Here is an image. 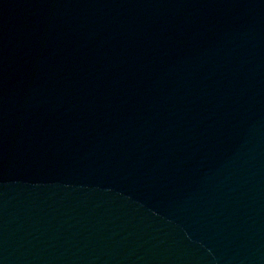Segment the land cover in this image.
<instances>
[{"label":"water","instance_id":"obj_1","mask_svg":"<svg viewBox=\"0 0 264 264\" xmlns=\"http://www.w3.org/2000/svg\"><path fill=\"white\" fill-rule=\"evenodd\" d=\"M0 264H264V0H0Z\"/></svg>","mask_w":264,"mask_h":264}]
</instances>
